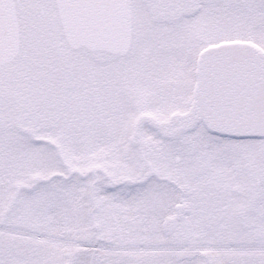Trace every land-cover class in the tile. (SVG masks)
<instances>
[{"label":"snow or ice","instance_id":"obj_1","mask_svg":"<svg viewBox=\"0 0 264 264\" xmlns=\"http://www.w3.org/2000/svg\"><path fill=\"white\" fill-rule=\"evenodd\" d=\"M0 264H264V0H0Z\"/></svg>","mask_w":264,"mask_h":264}]
</instances>
